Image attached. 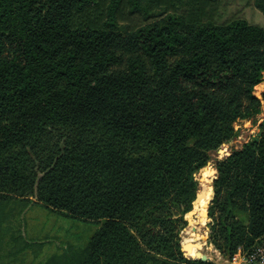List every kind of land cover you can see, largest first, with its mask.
Returning a JSON list of instances; mask_svg holds the SVG:
<instances>
[{
    "label": "trees",
    "instance_id": "trees-1",
    "mask_svg": "<svg viewBox=\"0 0 264 264\" xmlns=\"http://www.w3.org/2000/svg\"><path fill=\"white\" fill-rule=\"evenodd\" d=\"M175 1L0 0V201L98 225L45 264H214L179 234L194 172L260 112L264 26L213 20L217 0L158 11ZM215 168L209 242L228 258L264 241V118Z\"/></svg>",
    "mask_w": 264,
    "mask_h": 264
},
{
    "label": "rangeland",
    "instance_id": "rangeland-1",
    "mask_svg": "<svg viewBox=\"0 0 264 264\" xmlns=\"http://www.w3.org/2000/svg\"><path fill=\"white\" fill-rule=\"evenodd\" d=\"M187 1L189 0H178L173 6L162 5L164 7L157 9L166 12L173 10L182 12L188 8ZM260 14L254 9L252 0H217L211 8V15L215 21L243 16L248 20H253L250 22L264 26V17ZM123 23L138 25L142 21L130 17ZM263 92L264 75L262 81L253 88L254 95L261 100L260 112L250 119L237 121L234 136L211 151L207 164L193 174L198 183V190L192 203V209L185 215L187 224L179 234L181 250L183 254L186 253L187 258L194 259L192 257L197 254L205 255L206 260H209V254L212 255V258L215 257L211 251V249L214 250L213 246L209 242L211 218L208 215V207L211 200L206 203L203 213L197 214L196 211L201 192L205 191V181L201 169H206L209 179V184H207L213 190L212 182L217 175L216 161L228 155L233 149L240 148L243 143L258 133V123L264 118ZM209 188L206 191L209 192ZM30 198L34 200L33 197ZM97 227L96 222L74 219L59 211L31 203L27 199L10 196L0 201V264H45L53 255L63 254L67 250L82 249ZM189 230L196 236L204 237V240L196 239L191 245L183 242V238L189 236ZM198 244L201 245L197 247ZM183 247L187 252L183 250Z\"/></svg>",
    "mask_w": 264,
    "mask_h": 264
},
{
    "label": "built area",
    "instance_id": "built-area-1",
    "mask_svg": "<svg viewBox=\"0 0 264 264\" xmlns=\"http://www.w3.org/2000/svg\"><path fill=\"white\" fill-rule=\"evenodd\" d=\"M219 260L225 264H264V241L255 245L247 252H243L242 249L238 247L236 252L228 258L219 255L218 261Z\"/></svg>",
    "mask_w": 264,
    "mask_h": 264
},
{
    "label": "bare ground",
    "instance_id": "bare-ground-1",
    "mask_svg": "<svg viewBox=\"0 0 264 264\" xmlns=\"http://www.w3.org/2000/svg\"><path fill=\"white\" fill-rule=\"evenodd\" d=\"M201 170H202V173H203V176H204L203 178H204V181H205V184H204L205 191L201 192L202 195L200 196V199H198V204L196 206L197 214L203 213V211L205 210V205H206L208 199L210 198V194H211V188H209L210 186L208 185L209 184L208 183L209 182V179L207 178V171H206L205 168H203ZM212 171H213V169H212ZM208 188H209V192L206 191V190H208ZM203 216H204V214L202 215V218H203ZM205 217H206V214H205ZM199 227H201V226H199ZM189 232H190V230H189ZM196 239H200V240L203 241L204 240V237H202V236H196L195 234H193L192 232H190V234H189L188 237H184L183 238V242L185 241V243H188V244L191 245ZM195 245H197V244H195ZM200 245L201 244H198L197 247H199Z\"/></svg>",
    "mask_w": 264,
    "mask_h": 264
},
{
    "label": "water",
    "instance_id": "water-1",
    "mask_svg": "<svg viewBox=\"0 0 264 264\" xmlns=\"http://www.w3.org/2000/svg\"><path fill=\"white\" fill-rule=\"evenodd\" d=\"M213 195H214V191L211 190L210 198H209V200H208L207 203H209V201L213 198ZM183 250H184L185 252H187V251L185 250L184 247H183ZM183 255L186 256V253H184ZM192 258H198V259H201V260H206V259H207V257H206L205 255H203V254H197V255H195V256L192 257Z\"/></svg>",
    "mask_w": 264,
    "mask_h": 264
},
{
    "label": "crops",
    "instance_id": "crops-1",
    "mask_svg": "<svg viewBox=\"0 0 264 264\" xmlns=\"http://www.w3.org/2000/svg\"><path fill=\"white\" fill-rule=\"evenodd\" d=\"M211 251H212V253H214V258H212V255H208L209 256V260H212L215 264H225V263H223V262H220V261H218V258H219V253H217L216 251H214V250H212L211 249Z\"/></svg>",
    "mask_w": 264,
    "mask_h": 264
}]
</instances>
